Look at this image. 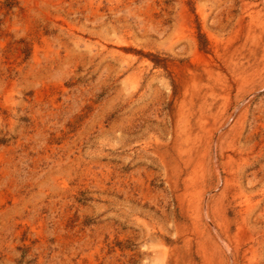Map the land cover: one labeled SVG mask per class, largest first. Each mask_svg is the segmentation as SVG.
Listing matches in <instances>:
<instances>
[{
  "label": "rangeland",
  "instance_id": "1",
  "mask_svg": "<svg viewBox=\"0 0 264 264\" xmlns=\"http://www.w3.org/2000/svg\"><path fill=\"white\" fill-rule=\"evenodd\" d=\"M263 123L264 0H0V264H264Z\"/></svg>",
  "mask_w": 264,
  "mask_h": 264
},
{
  "label": "bare ground",
  "instance_id": "2",
  "mask_svg": "<svg viewBox=\"0 0 264 264\" xmlns=\"http://www.w3.org/2000/svg\"><path fill=\"white\" fill-rule=\"evenodd\" d=\"M245 1V0H244ZM243 2V1H242ZM255 2V1H254ZM246 6H247V4H246ZM262 6V5H261ZM232 8V7H231ZM261 10V9H260ZM245 11V10H244ZM240 15V14H239ZM237 18V17H236ZM242 20V19H241ZM248 23V22H247ZM245 25V24H244ZM246 29H247V27H246ZM253 29V28H252ZM253 34V33H252ZM261 33L259 32V34L258 35H256L255 36V40H256V43H259V40L261 39V35H260ZM224 40V39H223ZM248 40V39H247ZM242 42V41H241ZM253 42V41H252ZM263 42V41H262ZM243 45L245 46V44L243 43ZM241 46H242V44H241ZM244 46L242 47V48H244ZM229 47V46H228ZM241 48V49H242ZM229 49V48H228ZM262 49V48H261ZM240 50V49H239ZM246 50V49H245ZM260 50V49H259ZM220 51V50H219ZM233 51V50H232ZM206 52V51H205ZM244 52V51H243ZM203 53V52H202ZM253 53V52H252ZM204 54V53H203ZM207 54V53H206ZM209 54V53H208ZM236 55V54H235ZM243 55V54H242ZM241 55V56H242ZM248 55H250V53L248 54ZM247 55V56H248ZM212 56V55H211ZM214 56V55H213ZM259 57V56H258ZM252 58V57H251ZM215 60V59H214ZM241 60L242 59H240V62H241ZM246 60H247V58H246ZM249 60V59H248ZM205 61V63H207V67H206V71L208 72V74L210 75V77H216L217 76V73H218V70H217V68L215 67V66H213L211 63L212 62H209L208 60H204ZM243 61V60H242ZM252 61V60H251ZM254 61V60H253ZM217 63V62H216ZM221 64V63H220ZM258 64H260V63H258ZM200 65V64H199ZM214 65H215V63H214ZM244 65V64H243ZM239 66V65H238ZM192 67V66H191ZM190 67V68H191ZM222 67V66H221ZM193 69V68H192ZM202 69V68H201ZM197 71H199V70H197ZM248 72H250V71H248ZM244 74V73H243ZM202 75V74H201ZM248 75V74H247ZM197 76V75H196ZM199 76V75H198ZM207 76V75H206ZM191 77V76H190ZM251 77V76H250ZM200 78V77H199ZM229 78V77H228ZM245 78V77H244ZM248 78V77H247ZM196 79V78H195ZM206 79V78H205ZM217 79V78H216ZM237 79V78H236ZM189 80V79H188ZM260 80V79H259ZM208 81V80H207ZM191 82V81H190ZM202 82V81H201ZM226 83V82H225ZM236 84V83H235ZM187 85H189V84H187ZM211 86V85H210ZM252 87H254V86H252ZM185 89V88H184ZM214 89V88H213ZM203 90V89H202ZM253 93V92H252ZM243 94V93H242ZM199 96V95H198ZM203 97H205V96H203ZM195 99V98H194ZM210 99V98H209ZM185 100V99H184ZM207 101V100H206ZM186 102V101H185ZM196 103V102H195ZM195 103H194V100H193V102H192V104H191V107H190V110H188V111H190L189 112V114H188V116H187V118H186V122H185V130L186 131H191L192 130V108L194 107V105H195ZM202 106V105H201ZM213 106V105H212ZM232 106V105H231ZM199 107V106H198ZM227 107V106H226ZM223 108V107H222ZM229 109V108H228ZM257 109V108H256ZM194 110V109H193ZM252 110V109H251ZM258 110V109H257ZM250 111V110H249ZM254 111V110H253ZM259 111V110H258ZM211 112H213V111H211ZM226 113V112H225ZM263 114V113H262ZM204 115V114H203ZM223 116V115H222ZM194 117V116H193ZM226 117H227V115H226ZM229 117V116H228ZM245 117V116H244ZM254 117V116H253ZM256 117V116H255ZM259 117V116H258ZM261 117V116H260ZM263 117V116H262ZM222 118V117H221ZM221 120V119H220ZM196 122V121H195ZM208 122V121H207ZM219 122V121H218ZM244 122V121H243ZM225 123V122H224ZM249 123V122H248ZM212 124V123H211ZM228 124V123H227ZM264 124V123H263ZM256 125V124H255ZM247 126V125H246ZM248 126H250V125H248ZM260 126V125H259ZM202 127V126H201ZM205 127V126H204ZM213 127H214V125H213ZM216 127V126H215ZM253 127V126H252ZM203 128V127H202ZM206 128V127H205ZM204 128V129H205ZM207 128H208V126H207ZM206 128V129H207ZM225 128V127H224ZM251 128V127H250ZM243 128H241V130H242ZM235 130H236V128H235ZM252 130V129H251ZM264 130V129H263ZM207 131V130H206ZM220 131V130H219ZM218 131V132H219ZM225 131V130H224ZM204 132V131H203ZM250 132V131H249ZM200 133V132H199ZM206 133V132H205ZM208 133V132H207ZM241 133V132H240ZM175 134V133H174ZM232 134V133H231ZM255 134V133H254ZM240 135V134H239ZM252 135V134H251ZM260 135V134H259ZM258 135V136H259ZM201 136V135H200ZM255 136V135H254ZM253 137V136H252ZM240 138V137H239ZM245 138V137H244ZM262 138V137H261ZM204 139V138H203ZM232 139V138H231ZM250 139H252V138H250ZM264 139V138H263ZM181 140H182V138H181ZM192 141V140H191ZM202 141V140H201ZM246 141H248L247 139H246ZM240 142V141H239ZM198 143V142H197ZM201 143V142H200ZM178 144V143H177ZM228 144V143H227ZM236 144V143H235ZM182 145V144H181ZM196 145V144H195ZM216 145H217V143H216ZM203 146V145H202ZM177 147V146H176ZM195 147V146H194ZM201 147V146H200ZM235 147V146H234ZM240 147V146H239ZM250 147V146H249ZM254 147V146H253ZM196 148V147H195ZM202 148V147H201ZM217 148V147H216ZM246 148V147H245ZM197 149H199V148H197ZM185 150V149H184ZM183 150V151H184ZM195 150V149H194ZM201 150V149H200ZM232 150V149H231ZM217 151V150H216ZM219 151V150H218ZM226 151V150H225ZM244 151V150H243ZM242 151V152H243ZM253 151V150H252ZM197 152V151H196ZM238 152V151H237ZM234 153V152H233ZM239 153V152H238ZM191 154V153H190ZM237 154V153H236ZM194 155V154H193ZM228 155V154H227ZM253 155H255V154H253ZM248 156V155H247ZM195 157H196V155H195ZM246 157V156H245ZM244 157V158H245ZM255 157V156H254ZM259 157V156H258ZM252 159V158H251ZM226 160V159H225ZM257 160V159H256ZM243 161H245V160H243ZM246 162V161H245ZM244 162V163H245ZM249 162V161H248ZM200 163H201V161H200ZM220 163V162H219ZM247 164V163H246ZM221 165V164H220ZM233 165V164H232ZM253 165V164H252ZM212 166V165H211ZM248 166V165H247ZM240 167V166H239ZM203 168V167H202ZM229 170V169H228ZM202 171V170H201ZM230 171V170H229ZM228 171V172H229ZM259 171V170H258ZM232 173V172H231ZM255 174V173H254ZM259 174V173H258ZM236 176V175H235ZM255 176V175H254ZM226 178V177H225ZM256 178V177H255ZM215 179V178H214ZM223 179V178H222ZM264 180V179H263ZM227 181V180H226ZM235 181V180H234ZM255 181V180H254ZM216 182V181H215ZM221 182V181H220ZM253 182V181H252ZM228 183V182H227ZM226 183V184H227ZM255 183V182H254ZM253 183V184H254ZM258 183H259V181H258ZM262 183V182H261ZM221 184V183H220ZM230 184V183H229ZM229 184H228V187H229ZM232 184V183H231ZM236 185V184H235ZM227 186V185H226ZM217 187V186H216ZM236 187V186H235ZM233 188V187H232ZM263 189V188H262ZM236 190V189H235ZM254 191V190H253ZM227 193V192H226ZM235 193V192H234ZM238 193H240V191L238 192ZM232 194V193H231ZM230 194V195H231ZM262 194V193H261ZM215 195V194H214ZM225 195V194H224ZM210 199V198H209ZM241 199V198H240ZM206 200V199H205ZM262 200V199H261ZM264 200V199H263ZM209 201V200H208ZM260 201V200H259ZM198 202H200V201H198ZM212 203V202H211ZM258 204H259V202H258ZM199 206V205H198ZM203 206V205H202ZM204 207V206H203ZM201 208V207H200ZM198 210V209H197ZM203 210V209H202ZM241 210V209H240ZM219 211V210H218ZM209 212V211H208ZM264 212V211H263ZM205 213V212H204ZM218 213V212H217ZM243 214V213H242ZM258 214H260V213H258ZM193 215V214H192ZM246 215V214H245ZM196 216V215H195ZM205 216V215H204ZM257 216V215H256ZM194 217V216H193ZM208 217H210V216H208ZM242 217V216H241ZM197 218V217H196ZM245 218V217H244ZM255 218V217H254ZM257 219V218H256ZM217 220V219H216ZM254 220V219H253ZM214 221V220H213ZM216 222V221H215ZM246 222H247V220H246ZM221 223V222H220ZM257 223V222H256ZM221 225V224H220ZM237 225V224H236ZM253 225V224H252ZM211 226V225H210ZM238 226V225H237ZM209 227V226H208ZM207 227V228H208ZM214 228V227H213ZM216 228V227H215ZM223 228V227H222ZM239 228V227H238ZM254 228H255V226H254ZM211 230H212V228H211ZM215 230V229H214ZM226 230V229H225ZM256 230V229H255ZM254 230V231H255ZM259 230V229H258ZM206 231V230H205ZM213 231V230H212ZM217 232V231H216ZM227 232V231H226ZM257 232V231H256ZM200 233V232H199ZM220 233V232H219ZM251 233V232H250ZM253 233V232H252ZM208 234V233H207ZM215 234V233H214ZM221 234V233H220ZM236 236V235H235ZM251 236V235H250ZM257 236V235H256ZM237 237V236H236ZM244 237V236H243ZM250 238V237H249ZM207 239V238H206ZM223 240H225V239H223ZM223 240H221V242H223ZM177 241V240H176ZM216 242V241H215ZM227 242V241H226ZM262 242V241H261ZM199 243V242H198ZM201 243H202V241H201ZM204 243V242H203ZM256 243V242H255ZM259 243V242H258ZM263 243V242H262ZM206 244H208V243H206ZM212 245V244H211ZM219 245V244H218ZM246 246V245H245ZM200 247V246H199ZM205 247V246H204ZM214 248V247H213ZM237 248H239V247H237ZM242 248V247H241ZM205 249H207V246H206V248ZM211 249V248H210ZM215 249V248H214ZM220 249V248H219ZM191 250V249H190ZM189 250V251H190ZM221 250V249H220ZM198 251V250H197ZM216 251V250H215ZM176 252V251H175ZM202 252V251H201ZM221 252V251H220ZM229 253V252H228ZM233 254V253H232ZM176 255V254H175ZM208 255H209V252H208ZM166 256H167V253H166ZM199 256V255H198ZM230 256H232V255H230ZM169 257H170V255H169ZM201 257V256H200ZM199 257V258H200ZM213 258V257H212ZM233 258H235V257H233ZM230 260H232L233 261V259L232 258H230ZM221 261H222V259H221ZM207 262V261H206ZM234 262V261H233ZM222 263V262H221ZM230 263V262H229Z\"/></svg>",
  "mask_w": 264,
  "mask_h": 264
}]
</instances>
